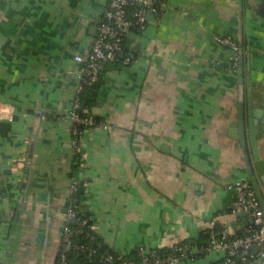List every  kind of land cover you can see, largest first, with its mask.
I'll return each instance as SVG.
<instances>
[{"label": "crops", "instance_id": "1", "mask_svg": "<svg viewBox=\"0 0 264 264\" xmlns=\"http://www.w3.org/2000/svg\"><path fill=\"white\" fill-rule=\"evenodd\" d=\"M108 2L0 0V125H9L4 134L0 126V264L57 262L73 167L74 56L86 58ZM165 2L129 33L123 53H137L135 62L108 63L92 88L87 113L108 127L87 130L75 169L94 233L127 256L141 245L166 252L197 242L212 219L231 235L250 223L232 214L226 187L247 178L235 138L239 86L245 116L248 100L264 110L259 0ZM215 34L246 45L236 72Z\"/></svg>", "mask_w": 264, "mask_h": 264}, {"label": "built area", "instance_id": "2", "mask_svg": "<svg viewBox=\"0 0 264 264\" xmlns=\"http://www.w3.org/2000/svg\"><path fill=\"white\" fill-rule=\"evenodd\" d=\"M133 6L135 8L129 14V8ZM165 6V0H109L102 17L97 22V32L89 43V53L86 58L81 54L74 56V60L79 64L76 71L77 84L67 118L72 124L73 152H80L81 160H83L81 148L84 136L80 133V127H108L105 123L97 121L93 115L83 114L82 93L89 85L97 82L108 63L120 61L130 65L135 62L137 53H123L129 33L144 29L148 11L159 17ZM213 39L219 45L232 50L230 71L235 72L239 68L243 51L239 43L224 34H215ZM81 181L76 174L69 179L58 264H68L69 253L85 249L83 244L74 240L78 233L85 231L88 222V218L84 217L75 205L74 194ZM226 189L233 195L232 214H242L251 220L243 235H231L227 226L218 224L212 219L208 225L209 240L204 246L196 247L190 242H185L174 246L168 254H160L156 248L141 245L131 256L118 253L105 254V264H180L182 261L193 263L198 255L213 258L208 264H250L257 259L254 264H264V210L250 182L247 178H238L230 182Z\"/></svg>", "mask_w": 264, "mask_h": 264}, {"label": "trees", "instance_id": "3", "mask_svg": "<svg viewBox=\"0 0 264 264\" xmlns=\"http://www.w3.org/2000/svg\"><path fill=\"white\" fill-rule=\"evenodd\" d=\"M134 8H135V6L129 8V14L134 10ZM143 30H140V31L135 32V33L139 34ZM240 46L244 52V50L246 49V45L245 46L240 45ZM123 51L126 52L125 44L123 47ZM231 52H232V50H231ZM127 53H129V52H127ZM242 57H243V55H242ZM99 79H100V77H99ZM99 79L97 80V82L89 85L81 95L82 112L84 115H89L87 113L88 112L87 109L90 108L94 103V95H93L94 91H92V88H93V90L95 89L94 86L98 83ZM90 92H91V94H90ZM95 119L97 121H99L97 118H95ZM0 126H1V132H3V134L9 131V125L1 123ZM89 128H92V127H88V126L80 127V133L84 136ZM81 162H82L81 153L80 152H74L73 153V164H72L73 167L71 170V174L69 176L70 178L75 176V171H76L75 169H77L80 166ZM84 186L85 185H84L83 181H81L79 184L78 190L74 194V199H75V205L82 212V215L84 217L88 218V222L84 228L85 231L83 233H78L75 236L74 240L79 244H83L85 246V249L79 250V251H73V252L69 253L67 256L68 257V259H67L68 264H105L106 263L105 262V254L116 253V252H114L108 246L103 244L102 241L98 238V236L94 233V231L91 227L92 226L91 216H90V214H89V212L85 206L86 198H85ZM249 225H250V223L246 222L245 226L241 230H239L236 234H234V236L243 235L245 230L249 227ZM209 234H210V230L207 229L205 231V233L202 235V237L197 242H190V244L195 245L196 247L206 245L208 240H209ZM171 251H172V249H170L166 252L165 251H159V252H160V254H168ZM58 254H59V252H58ZM198 256L199 257L193 263L182 261L180 264H197L199 261L200 262L201 261H205V262L207 261L206 264H208L213 259V258L209 259L205 256H200V255H198ZM56 264H58V257H57ZM114 264H116V263H114Z\"/></svg>", "mask_w": 264, "mask_h": 264}, {"label": "water", "instance_id": "4", "mask_svg": "<svg viewBox=\"0 0 264 264\" xmlns=\"http://www.w3.org/2000/svg\"><path fill=\"white\" fill-rule=\"evenodd\" d=\"M259 3H260V8L258 9V14L264 15V0H259ZM149 13H152V12L148 11L147 16ZM239 74L242 75V68L239 69ZM248 92H249V89H248ZM239 95H240L239 115H238V122L236 126L238 135L235 138L239 139L244 149L245 158H246L247 179L250 182L262 209L264 210V169L259 159L258 135L260 131L257 127L260 122L259 120L264 121V116H263L264 110L261 108H257L256 106L253 107L251 100H248L247 116H245L244 106L242 103V100H243L242 85L239 86ZM248 143H249V146L252 152L254 165H252V162L249 157V153L247 149ZM30 159H31V154L29 155V160L27 162V165H29ZM0 180L2 181V178H0ZM254 249L256 250V248ZM257 261H254L250 264H254Z\"/></svg>", "mask_w": 264, "mask_h": 264}]
</instances>
